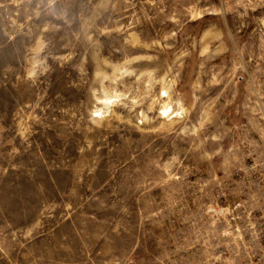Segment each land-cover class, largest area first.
Listing matches in <instances>:
<instances>
[{"label":"rangeland","instance_id":"obj_1","mask_svg":"<svg viewBox=\"0 0 264 264\" xmlns=\"http://www.w3.org/2000/svg\"><path fill=\"white\" fill-rule=\"evenodd\" d=\"M0 264H264V0H0Z\"/></svg>","mask_w":264,"mask_h":264},{"label":"bare ground","instance_id":"obj_2","mask_svg":"<svg viewBox=\"0 0 264 264\" xmlns=\"http://www.w3.org/2000/svg\"><path fill=\"white\" fill-rule=\"evenodd\" d=\"M171 110H172V109H171ZM172 111H173V110H172ZM166 112H167V111H166V107H165V108L163 109V112H162V113H163V114H166ZM170 112H171V111H170ZM167 113H168V112H167ZM171 113H172V112H171ZM168 115H169V114H168ZM174 116H175V115H174ZM162 117H163V116H162ZM167 117H168V116H167ZM172 117H173V116H172ZM172 117H171V118H172ZM176 117H177V116H176ZM178 117H179V116H178Z\"/></svg>","mask_w":264,"mask_h":264},{"label":"clouds","instance_id":"obj_3","mask_svg":"<svg viewBox=\"0 0 264 264\" xmlns=\"http://www.w3.org/2000/svg\"><path fill=\"white\" fill-rule=\"evenodd\" d=\"M29 75H32L31 73Z\"/></svg>","mask_w":264,"mask_h":264}]
</instances>
